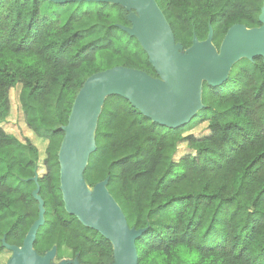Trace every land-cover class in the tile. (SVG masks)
Listing matches in <instances>:
<instances>
[{
	"label": "trees",
	"instance_id": "trees-1",
	"mask_svg": "<svg viewBox=\"0 0 264 264\" xmlns=\"http://www.w3.org/2000/svg\"><path fill=\"white\" fill-rule=\"evenodd\" d=\"M156 1L183 49L211 32L220 49L233 25H263L264 0ZM48 2L0 0V253L5 243L23 246L42 201L45 223L34 241L40 256L56 249L58 258L79 264H115L114 243L65 206L64 127L91 75L117 66L153 79L159 74L144 42L125 29L138 21L130 3L56 2L60 10L48 13ZM19 84L25 122L47 140L38 178V148L2 126L10 90ZM201 99L189 122L169 127L108 94L82 176L90 186L107 180L129 227L142 231L139 264H264L263 56L238 60L220 85L203 81ZM203 123L209 133H189ZM184 141L191 152L176 160Z\"/></svg>",
	"mask_w": 264,
	"mask_h": 264
},
{
	"label": "water",
	"instance_id": "water-1",
	"mask_svg": "<svg viewBox=\"0 0 264 264\" xmlns=\"http://www.w3.org/2000/svg\"><path fill=\"white\" fill-rule=\"evenodd\" d=\"M50 1L67 3L101 0ZM128 3L135 9L138 21L134 28L125 29L144 42L159 79L119 66L88 77L75 97L68 125L64 127L66 134L59 152L65 206L82 223L99 230L114 243L117 250L115 264H139L136 239L142 231L129 227L121 207L107 189V180L95 187L109 210L92 205L83 192L85 180L82 173L91 152L96 148L95 136L88 139L90 132L95 135L100 113L95 107L96 103L101 101L103 104L108 94H119L154 122L178 127L189 122L203 108L200 95L203 81L220 85L228 79L232 66L241 58L253 59L261 55L264 59V7L260 16L263 24L261 27L233 25L223 39L219 54L216 53L211 32L205 41L194 40V52L183 61L182 47L177 43L157 1L128 0ZM212 54L214 58L210 59ZM103 94L106 96L103 97ZM34 194L41 200L38 190ZM43 223L44 206L41 201L40 217L32 225L23 246L5 243L7 248L14 251L8 264H48L51 254L55 253L57 256L56 249H52L45 260L41 261L42 256L34 249L38 228ZM74 262L79 264L77 260Z\"/></svg>",
	"mask_w": 264,
	"mask_h": 264
},
{
	"label": "rangeland",
	"instance_id": "rangeland-1",
	"mask_svg": "<svg viewBox=\"0 0 264 264\" xmlns=\"http://www.w3.org/2000/svg\"><path fill=\"white\" fill-rule=\"evenodd\" d=\"M121 2H128V0H120ZM76 5L70 7L68 10H72ZM60 10L57 3L54 1L48 2L45 4L43 10L45 12H52L53 10ZM67 17V16H66ZM194 52V48L191 47L189 49H183L181 50V56L183 61L186 60L187 56ZM216 53H220V49L216 48ZM214 55H211L210 59H213ZM21 92V85H17L13 87L10 90V103H11V110L9 115L6 117V119L3 120L2 126L4 129L14 136H16L18 139H20L23 142L31 141L39 151V160H38V168L36 170V177L38 178L42 174L45 173V168L43 164V159L45 157V150L47 147V140L39 138L36 136L31 129L27 126L25 122L24 113L22 111V107L20 104L19 96ZM201 95V90H200ZM106 96V94H103V97ZM95 107L98 110H101L102 102L98 101L95 105ZM96 123V121H95ZM190 134H193L195 136H202L207 133H209L208 129V123H203L200 126L194 128L189 132ZM94 137V133L90 132L88 139H91ZM188 141H184L180 144L179 150L175 156L176 160L180 159L182 156L190 153L191 151L188 150ZM35 177V178H36ZM83 192L87 196L88 201L94 205L95 207L102 208L103 210H109L108 207H105L104 203L102 202L101 195L99 191L96 189L95 186H90L86 182L83 184ZM89 196V197H88ZM106 210V211H107ZM45 223V218H44ZM0 240H3V236L0 235ZM0 241V242H1ZM14 251L5 247V249L0 253V264H8L10 259L13 257ZM47 256V254H46ZM46 256H42L41 261H44ZM48 264H75V262L71 258H58L55 253L51 254V257L49 256Z\"/></svg>",
	"mask_w": 264,
	"mask_h": 264
}]
</instances>
